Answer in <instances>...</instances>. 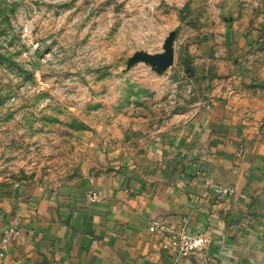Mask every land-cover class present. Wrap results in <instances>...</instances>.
<instances>
[{"label":"rangeland","instance_id":"1","mask_svg":"<svg viewBox=\"0 0 264 264\" xmlns=\"http://www.w3.org/2000/svg\"><path fill=\"white\" fill-rule=\"evenodd\" d=\"M253 1L0 0V189L147 156L214 99L218 26Z\"/></svg>","mask_w":264,"mask_h":264},{"label":"crops","instance_id":"2","mask_svg":"<svg viewBox=\"0 0 264 264\" xmlns=\"http://www.w3.org/2000/svg\"><path fill=\"white\" fill-rule=\"evenodd\" d=\"M259 2L218 26L215 97L176 124L151 153L122 161L117 175L91 178L101 201L82 185L0 189L2 230L17 216L18 243L0 264H195L159 246L153 222L210 240L207 264H264V15ZM234 12V9L232 8ZM207 45V43H204ZM246 144L243 158L236 156ZM212 179L233 187L215 198ZM1 252V251H0Z\"/></svg>","mask_w":264,"mask_h":264},{"label":"built area","instance_id":"3","mask_svg":"<svg viewBox=\"0 0 264 264\" xmlns=\"http://www.w3.org/2000/svg\"><path fill=\"white\" fill-rule=\"evenodd\" d=\"M259 132L264 136V121L259 124ZM247 153L246 144H242L236 151V156L243 158ZM206 186L213 193L215 198H229L234 194L233 187H224L212 179L206 181ZM84 200L92 205L99 203L101 198L97 191L88 189L84 194ZM151 233L160 236L159 246L161 250L179 258H190L195 264H207L209 257L206 250L209 247L210 240L201 233H188L183 230L178 231L164 225L153 222L149 228ZM19 222L17 216L13 218L10 227L3 229L0 239V256L7 253L10 245L18 243Z\"/></svg>","mask_w":264,"mask_h":264}]
</instances>
